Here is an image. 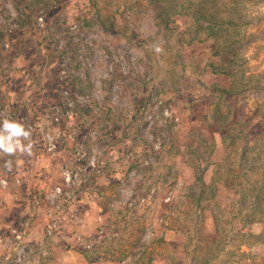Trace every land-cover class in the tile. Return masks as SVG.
I'll return each instance as SVG.
<instances>
[{
    "label": "rangeland",
    "instance_id": "obj_1",
    "mask_svg": "<svg viewBox=\"0 0 264 264\" xmlns=\"http://www.w3.org/2000/svg\"><path fill=\"white\" fill-rule=\"evenodd\" d=\"M4 119L33 142L31 156L0 155V236L20 224L25 264H132L139 238L137 264H264V0H0ZM78 148L103 168L40 254L46 195ZM192 166L221 184L201 238ZM115 247L122 261L95 257Z\"/></svg>",
    "mask_w": 264,
    "mask_h": 264
},
{
    "label": "built area",
    "instance_id": "obj_2",
    "mask_svg": "<svg viewBox=\"0 0 264 264\" xmlns=\"http://www.w3.org/2000/svg\"><path fill=\"white\" fill-rule=\"evenodd\" d=\"M66 92V91H65ZM75 95L79 94L77 91L74 92ZM31 129L32 126L28 125ZM97 132V131H95ZM48 140L46 142L47 151L53 152L55 150L56 144L50 136H47ZM75 157V164L63 165L59 168V175L61 183H58L52 187V189L47 193V208L45 210V224H44V236L47 238L44 246L41 248L40 254L46 255L49 253L48 241L55 237L57 230L59 229L60 223L62 221L60 208L73 207V211L78 203V191H86L89 189V179L96 173H100L103 168V159L97 154L89 155L85 148H78ZM91 171V172H89ZM16 183L20 182L19 178L15 179ZM9 185L8 179L3 176L0 178V188L6 189ZM83 203V202H81ZM70 216L75 215L74 212L69 214ZM71 218H69L70 220ZM68 220V221H69ZM99 221L98 232L102 234V239L111 236L110 231L107 232V226L110 224L105 222L101 216L97 217ZM10 236H0V258H4L10 255V250L13 251L14 264H25L27 262L26 253L28 252L27 245L22 243L23 230L18 226H14L9 230ZM76 244H79L84 250H88L92 247L93 242H87L80 234H74ZM22 243V245H20ZM7 253V254H6ZM36 260V259H35ZM0 264H4L0 262Z\"/></svg>",
    "mask_w": 264,
    "mask_h": 264
},
{
    "label": "trees",
    "instance_id": "obj_3",
    "mask_svg": "<svg viewBox=\"0 0 264 264\" xmlns=\"http://www.w3.org/2000/svg\"><path fill=\"white\" fill-rule=\"evenodd\" d=\"M215 145L217 146V142L215 143ZM207 146H209V145H207ZM135 161H136V159H135ZM134 163L135 162H133V164ZM133 164L130 165L129 169L130 168L133 169L132 167L135 168V166ZM192 167H193V176L192 177L194 178V180H195V182L197 184V187H196L195 193L194 194L192 193L191 199H190V206H191V208H194V214H195V217L194 216L192 217L193 220H192V224H191L192 225L191 226V231L196 233L198 238H201L203 236V233L198 231V228L202 229L203 227H205L204 223H205L207 218H212L213 219V216H211V217H207L206 216V212H205L206 205L203 204V201L205 199H208L205 196L206 191L208 190L210 192V194H212V198H214L215 201H216V199L220 196L221 184H219L217 182V180L214 178V182H212L210 185H207V188H206L205 183L200 178L199 166H192ZM187 195L188 194H185V196H187ZM178 203H179L178 200H175V199L172 200L171 199L167 203H165V205H167L169 207L175 205V207H178L179 206ZM174 209H176V208H174ZM177 210H178V208H177ZM165 215L167 217V213ZM174 217L175 216H172V218H174ZM135 221H137V220H135ZM212 229L215 230V225L214 224L212 225ZM118 237H117V239H118ZM161 237H162V234L159 236V238H161ZM94 245H96L95 242L93 243L91 248H93ZM142 246H143V243H141L140 238H139V242H138V239H137V241L133 240V242L130 243V246L128 248L129 252L127 254H129L131 258L135 259L132 262V264H137L139 258L141 257V255L145 251V250H142ZM127 254L123 253V251H121L120 249L115 247V249L111 250L109 253L105 252L102 256L98 255V256H95V257H102V259H104V260H109V261L114 262V261H122L127 256ZM93 255H96V253H93L92 256ZM91 258H88L87 261H90Z\"/></svg>",
    "mask_w": 264,
    "mask_h": 264
},
{
    "label": "clouds",
    "instance_id": "obj_4",
    "mask_svg": "<svg viewBox=\"0 0 264 264\" xmlns=\"http://www.w3.org/2000/svg\"><path fill=\"white\" fill-rule=\"evenodd\" d=\"M155 51L160 53L162 48L155 47ZM28 141L27 144L24 141ZM33 142L31 140V131L17 121L4 119L0 122V155L13 156L16 154L32 155ZM12 161L7 160L5 167L11 168Z\"/></svg>",
    "mask_w": 264,
    "mask_h": 264
}]
</instances>
